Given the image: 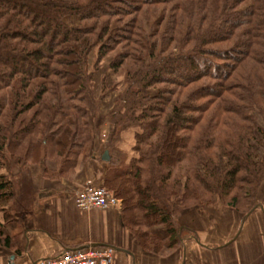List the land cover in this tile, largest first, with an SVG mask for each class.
<instances>
[{
  "label": "trees",
  "instance_id": "obj_1",
  "mask_svg": "<svg viewBox=\"0 0 264 264\" xmlns=\"http://www.w3.org/2000/svg\"><path fill=\"white\" fill-rule=\"evenodd\" d=\"M112 53L109 68L127 83L108 119L102 185L140 246L165 255L181 240L200 242L177 220L218 200L244 218L259 210L264 0H0V168L21 177L0 174V198L33 203L30 164L52 160L47 178L75 180L93 140L96 75ZM101 89L104 99L107 78ZM136 121L137 155L112 157ZM157 225L168 226L165 239Z\"/></svg>",
  "mask_w": 264,
  "mask_h": 264
},
{
  "label": "crops",
  "instance_id": "obj_2",
  "mask_svg": "<svg viewBox=\"0 0 264 264\" xmlns=\"http://www.w3.org/2000/svg\"><path fill=\"white\" fill-rule=\"evenodd\" d=\"M65 21L72 26L79 23L73 18ZM102 78L100 85L95 86L96 102H108L113 97L111 91L100 99ZM117 96L114 103L106 104L108 113L101 111L97 115L101 117L102 125L93 128L91 147L87 157H80L75 180L47 178L45 167L57 169V163L52 160L30 164L31 183L37 190L33 203L20 210L19 207L13 208L12 199L0 198V240L10 241L9 245L0 244V264H34L65 250L90 246L112 247L114 264H264V186L258 196L260 209L247 218L221 202L203 210H192L178 218V226L196 232L200 242L181 240L176 250L165 255L148 252L140 246L124 222L121 205L107 210H81L76 206V194L85 182L104 183L108 163L102 155L107 151L112 130L108 119ZM139 131V122L127 123L122 139L109 148L111 156L121 158L127 155L128 161L135 157V134ZM256 152L259 156L264 153L260 147ZM0 174L12 181L21 178L17 167H2ZM15 189L18 190L16 184ZM6 214L11 217L9 221ZM151 231L160 239L168 236L167 225L153 226Z\"/></svg>",
  "mask_w": 264,
  "mask_h": 264
},
{
  "label": "built area",
  "instance_id": "obj_3",
  "mask_svg": "<svg viewBox=\"0 0 264 264\" xmlns=\"http://www.w3.org/2000/svg\"><path fill=\"white\" fill-rule=\"evenodd\" d=\"M76 206L81 210L110 209L121 205L114 192L88 180L77 192ZM34 264H114V249L109 246L65 250L53 257L37 260Z\"/></svg>",
  "mask_w": 264,
  "mask_h": 264
},
{
  "label": "rangeland",
  "instance_id": "obj_4",
  "mask_svg": "<svg viewBox=\"0 0 264 264\" xmlns=\"http://www.w3.org/2000/svg\"><path fill=\"white\" fill-rule=\"evenodd\" d=\"M66 18H69V19L73 18V19L79 20V18L77 16H67ZM115 55H116L115 53H112L108 58H106L104 60L101 69L99 70V72L96 75V80H95L94 86L100 85L101 77H103V78L106 77L107 78V85L110 88L109 93H111V91H112L111 94L113 97L111 96L112 98L108 102L103 101V100H99L95 104H93V103L90 104L89 111L93 115L92 124L94 126V129H95V127L100 128L102 125L101 117H98L97 115H99V113H101V111H105L106 113H108L109 106H107L106 104L110 105L111 103H114V100L116 99V95H119L122 92V90H124L126 83H127V78H126L125 73H121L118 75V74H115L114 72H112V70L109 68V64L114 59ZM95 57H96V49L94 50L93 54L89 58L88 69L90 71L92 70V66H93L92 64L95 60ZM151 92L155 93L156 91L151 90ZM6 117H4V120H6ZM259 119H260V124L264 127V117L260 116ZM259 138H260L261 143H263L264 142V135L259 134ZM260 148H262V150L264 152V147L261 146ZM217 202H221V201L218 200Z\"/></svg>",
  "mask_w": 264,
  "mask_h": 264
},
{
  "label": "water",
  "instance_id": "obj_5",
  "mask_svg": "<svg viewBox=\"0 0 264 264\" xmlns=\"http://www.w3.org/2000/svg\"><path fill=\"white\" fill-rule=\"evenodd\" d=\"M103 159L104 160H109L110 159V155H109V151H105L104 155H103Z\"/></svg>",
  "mask_w": 264,
  "mask_h": 264
}]
</instances>
